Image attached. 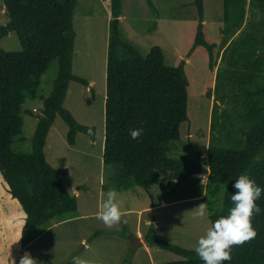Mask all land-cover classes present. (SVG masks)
Segmentation results:
<instances>
[{"label": "trees", "instance_id": "obj_1", "mask_svg": "<svg viewBox=\"0 0 264 264\" xmlns=\"http://www.w3.org/2000/svg\"><path fill=\"white\" fill-rule=\"evenodd\" d=\"M122 1L108 0L112 19L106 52L102 161L114 167L117 186H140L150 192L157 185L165 203L201 196L212 225L234 207L233 185L241 174L264 188V0H222L218 46L204 38L203 0H192L197 11L194 45L206 48L211 70L217 65L215 47L220 51L213 88L205 92L207 97L213 93V103L209 142L203 164L198 162L208 169L204 182L191 177L194 162L189 151L170 155L172 144L180 138V125L188 119L184 67L165 64L158 45L141 55L119 36ZM146 1L153 9L151 0ZM2 3L8 19L0 25V40L15 32L21 50L7 51L0 46V176L24 213L20 243L29 253L28 244L53 220H64L77 211L76 197L62 179L67 169L53 167L45 158L52 121L59 116L65 122L71 145L79 132L94 140L95 127L78 122L63 105L70 81L88 86L85 78L72 72L77 0ZM53 59H57L58 69L52 89L35 115L31 148L17 149L13 144L24 140L22 104L27 98H37L41 75ZM141 128L142 135L132 139L130 130ZM256 203L261 209L252 218L256 238L233 246L232 259L222 264H264V192ZM142 236L147 245L181 257L158 264H204L194 249L160 238L153 224Z\"/></svg>", "mask_w": 264, "mask_h": 264}, {"label": "rangeland", "instance_id": "obj_2", "mask_svg": "<svg viewBox=\"0 0 264 264\" xmlns=\"http://www.w3.org/2000/svg\"><path fill=\"white\" fill-rule=\"evenodd\" d=\"M151 2L153 9L146 0H123L118 17V33L141 55H146L152 46L158 45L162 49L165 64L183 65L188 79V119L181 123L180 138L172 144L170 155L179 156L189 151L193 162L202 165V157L209 142L213 103V93L207 97L205 92L212 90L219 65L220 51L217 46L221 40L219 28L222 24V0H203L204 38L209 43L217 44L214 49L217 65L213 70L208 66L206 48L194 45L197 11L192 0ZM7 19L0 0V25ZM111 19L108 0H77L73 15L75 38L72 72L85 78L88 86L70 81L63 105L78 122L94 126L95 137L92 140L88 134L79 132L75 143L71 145L66 138L65 122L59 116L52 121L44 146L45 158L53 167L67 169L62 179L68 191L76 197L77 211L64 220H53L47 229L28 244L29 253L37 264H72L75 256H80L91 264H158L174 261L181 257L172 251L146 243L148 250L144 244H139L131 252V237H141L151 224V219H156L153 226L160 238L184 248L195 249L198 239L211 227L208 210L205 218L194 219V208L205 203L201 196L157 206L164 202L160 200L162 190L159 186H152L150 192L140 186H117L114 167L105 165L102 161L106 52ZM0 46L7 51L21 50L15 32L4 36L0 40ZM57 69V59H53L41 75L37 98H27L23 102L21 135L24 140L16 141L13 144L15 148L30 150L37 121L35 115L39 113L44 98L52 89ZM24 109L33 113H25ZM198 154L200 159H197ZM196 166L201 167L199 164ZM191 177L200 178L204 182L206 173L193 172ZM172 185L173 183L166 190ZM109 189L118 192V199L125 213L122 222L112 228L106 227L96 218L104 193ZM6 197L13 200L14 208L22 214L19 204L0 179V202L10 208L11 203L5 200ZM11 218V208L0 211V264H12L13 261L14 264H19L25 251L20 240L16 242L20 239L23 219L20 223H11Z\"/></svg>", "mask_w": 264, "mask_h": 264}, {"label": "clouds", "instance_id": "obj_3", "mask_svg": "<svg viewBox=\"0 0 264 264\" xmlns=\"http://www.w3.org/2000/svg\"><path fill=\"white\" fill-rule=\"evenodd\" d=\"M142 133V128L131 129L129 132L134 140L138 139ZM89 134H91V130H89ZM233 187L236 190L231 195L234 207L229 210L226 216L218 218L197 241L194 250L199 258L204 261V264H222L223 261L231 260L233 246L243 245L245 242L256 238L258 234L253 227L252 218L261 211L256 201L264 192V188H261L246 174H241L235 180ZM207 207L206 203H200L195 207L194 219L205 218ZM124 215L121 202L118 199V192L115 189H109L104 193L96 218L102 221L106 227L112 228L122 222ZM123 222L127 223L126 220ZM19 264H37V261L30 253L25 252L20 257ZM72 264H91V262L80 256H75Z\"/></svg>", "mask_w": 264, "mask_h": 264}, {"label": "crops", "instance_id": "obj_4", "mask_svg": "<svg viewBox=\"0 0 264 264\" xmlns=\"http://www.w3.org/2000/svg\"><path fill=\"white\" fill-rule=\"evenodd\" d=\"M37 122V121H36ZM0 179L3 181V179L1 178V176H0ZM4 182V181H3ZM5 183V182H4ZM5 185H6V183H5ZM6 187H7V185H6ZM1 199V198H0ZM7 199V201L9 202V203H11L10 204V208H11V216H12V218H11V220H10V222L11 223H16V221H20L21 222V220L23 219V222H22V225H23V223H24V213L22 212V214H21V212L17 209V208H14V203H13V200H11L9 197H6L5 198V200ZM16 202H17V200L15 199V198H13ZM2 200V199H1ZM18 203V202H17ZM19 204V203H18ZM164 204H166V203H164V202H162L161 204H159V205H157V206H162V205H164ZM8 206V205H7ZM156 206V207H157ZM9 207L8 208H6L5 207V205H4V202H0V211H5V210H7V209H10ZM154 206L152 207V209L154 210ZM155 220L156 219H151V224H154V222H155ZM19 222V223H20ZM149 222V221H148ZM147 222V223H148ZM22 225H21V227H22ZM21 227H20V231H21ZM20 231H19V238H20ZM137 236V235H136ZM139 239H140V243L139 244H144L145 245V249L146 250H148L149 249V246H146V244H145V242H144V240H143V236H141V237H139V236H137ZM23 248V247H22ZM18 255L19 254H17L16 256L18 257ZM17 257H15L16 259H17ZM14 262V261H13Z\"/></svg>", "mask_w": 264, "mask_h": 264}, {"label": "water", "instance_id": "obj_5", "mask_svg": "<svg viewBox=\"0 0 264 264\" xmlns=\"http://www.w3.org/2000/svg\"><path fill=\"white\" fill-rule=\"evenodd\" d=\"M191 172L192 173L193 172H199V173L205 174L208 172V169L207 168H201L199 166H196L194 163H191ZM131 240L133 243L132 248H131V252H133L135 250V248L139 245L140 239L137 236H132Z\"/></svg>", "mask_w": 264, "mask_h": 264}]
</instances>
